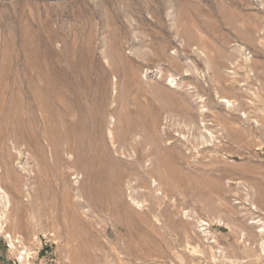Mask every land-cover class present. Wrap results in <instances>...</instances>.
Returning <instances> with one entry per match:
<instances>
[{
    "label": "rangeland",
    "instance_id": "1",
    "mask_svg": "<svg viewBox=\"0 0 264 264\" xmlns=\"http://www.w3.org/2000/svg\"><path fill=\"white\" fill-rule=\"evenodd\" d=\"M0 264H264V0H0Z\"/></svg>",
    "mask_w": 264,
    "mask_h": 264
},
{
    "label": "built area",
    "instance_id": "2",
    "mask_svg": "<svg viewBox=\"0 0 264 264\" xmlns=\"http://www.w3.org/2000/svg\"><path fill=\"white\" fill-rule=\"evenodd\" d=\"M242 189L246 191V188L242 187ZM254 210L255 208L252 207V211ZM190 221L194 223L195 230L197 234L201 237L202 241L206 245L215 248L217 246V241H216V235L212 228V224L208 220H205L203 218H191ZM217 251H220V250L218 249Z\"/></svg>",
    "mask_w": 264,
    "mask_h": 264
},
{
    "label": "bare ground",
    "instance_id": "3",
    "mask_svg": "<svg viewBox=\"0 0 264 264\" xmlns=\"http://www.w3.org/2000/svg\"><path fill=\"white\" fill-rule=\"evenodd\" d=\"M129 228V227H128Z\"/></svg>",
    "mask_w": 264,
    "mask_h": 264
}]
</instances>
